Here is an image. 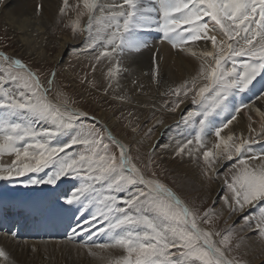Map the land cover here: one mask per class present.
I'll list each match as a JSON object with an SVG mask.
<instances>
[{"label":"snow or ice","instance_id":"6c2138e0","mask_svg":"<svg viewBox=\"0 0 264 264\" xmlns=\"http://www.w3.org/2000/svg\"><path fill=\"white\" fill-rule=\"evenodd\" d=\"M158 2L162 22H157L155 30L162 33V41L201 61L195 76L165 93L185 98L191 93L192 104L199 105L201 109L189 111L182 117L185 123L190 120L195 123L197 116L202 119L199 120L195 140L190 139L180 145L177 155L186 150L191 154L192 151L205 149L202 152L203 172L209 177L215 172L217 164L235 158L232 167L236 171L228 183L232 196L223 198L230 211H242L246 205L264 201V151L245 155L251 152V144L258 141L242 135L237 137L231 129L221 135L246 105L234 107L231 118L218 126L209 121V116L217 109L225 111L230 107L225 101L233 90H251L255 87L254 82H258L257 77L264 79V0ZM79 7V4L70 5L69 0H63L60 13L66 14L68 10ZM97 10L99 15L95 14ZM151 11L155 9L140 7L139 0H122V3L111 4L107 9L98 0H83V10L76 12V19L71 25L73 32L87 31L93 45L103 43L105 50L97 57L99 60L100 57L139 53L148 48L149 43L141 39L138 32L151 30L150 17L144 14ZM85 15L88 19L82 28L80 20ZM208 21L213 22L211 26ZM201 40L210 42L211 48L197 51L187 46L190 42ZM237 57L249 59L238 63ZM229 60L232 67L226 68ZM117 71L119 62L115 68L109 69V77L113 78ZM156 74L158 70L154 76ZM52 77L47 81L49 86L55 73ZM49 90L41 84L36 72L21 60L0 53V109L3 110L0 111V157L14 156L10 164H0V180L12 181L51 167L53 171L44 177L29 176L25 186H57L64 178L78 180L80 186L62 199L66 205L81 207V197L92 187L89 182L105 181L108 189L118 191L128 185H143L137 188L131 199L123 201L125 207L116 206L117 198L108 196L101 201L104 208H97L92 214L94 220L99 216L108 221L107 230L112 232L109 242L93 244V247H118L126 253L110 264H233L224 251L230 244V235H224L218 246L213 237L221 233L211 227H201V223L211 225V210L198 214L171 188L155 178L154 172L151 177H146L133 162L127 145L117 141L106 128L101 130L78 123L87 113L71 108L67 98L62 103H54L48 98ZM57 96H63V93H57ZM257 98H264V85ZM183 102L180 99L171 111H176ZM39 122L48 123L50 127L38 130L36 125ZM213 127L217 139L211 147H207L204 137ZM77 128L80 131L70 144L51 143L57 134ZM194 142L196 148H189ZM74 144H83L85 151L75 158L67 154L63 157L59 155ZM110 144L115 145L118 152H111ZM145 212L154 215L150 217ZM261 212V219L255 227L264 237V209ZM249 219L244 217L246 223ZM116 229L121 231L115 232ZM99 231L105 232L106 229L101 227ZM89 253L95 255L91 248ZM0 264H10L3 248H0Z\"/></svg>","mask_w":264,"mask_h":264},{"label":"bare ground","instance_id":"6f19581e","mask_svg":"<svg viewBox=\"0 0 264 264\" xmlns=\"http://www.w3.org/2000/svg\"><path fill=\"white\" fill-rule=\"evenodd\" d=\"M140 1L143 0H139V6L148 9L147 4ZM70 2L71 0H69V3ZM74 2L75 1L71 4H74ZM79 2L83 6V0H79ZM98 2L101 6L107 9V6L111 4H120L122 3V0H98ZM62 6L63 0H3V3H0V28L5 27L9 30L8 32L13 34L15 42H17L19 47L23 49L22 53L27 54L32 51L37 55L46 52L48 56V54L57 52L55 61L57 62V65L58 63L62 64L67 50H70L72 44L79 43L80 39L68 31L66 22L70 14L69 12H66V16L64 17L63 14L60 13V8ZM98 13L99 10H97L95 14L99 15ZM87 19L88 17L85 15L82 20V28L86 25ZM60 21H62V26L59 25ZM212 23L213 22L209 23L210 26ZM63 24H65V26H63ZM54 31H58L56 35H53ZM84 32H86V37L84 36L81 41L83 42L82 47L92 43L91 39L89 41L87 40L88 32ZM98 44L101 43L98 42ZM187 46L192 47L193 50L197 51L204 49L205 47L209 49L211 48L210 42H205L203 40L190 42ZM49 49L54 52L49 51ZM9 56L13 57L12 55ZM108 60L111 62V69L115 68L117 62H119V69L125 68L126 73L119 76H116L115 74L113 78H110L108 75L105 80H103L101 73L103 72L104 77L105 73L103 70L101 72V68L96 65L94 68L100 87L105 89L106 94L112 97L115 101L132 109L141 121L146 122L151 120V122H148L151 123L149 127L155 125L157 121L159 122V120H163V122H159L160 124L155 130L156 135L153 141L159 147H162L163 145L165 146L162 156H164L171 166H174L178 180L177 186L181 188L182 192H185V189L194 190L196 194L201 192L215 205L220 198L224 197L223 193L226 190L229 180V167L226 165L230 161H222L217 164L215 172L211 173L210 180H212L213 183L209 182L207 176L203 173V166H201V163L197 159L198 156L195 157L198 155L195 154L197 151H192L191 154H189L186 150L185 153L177 155V149L180 145L176 142L168 141L167 139V131L169 128L177 123L178 120H183L182 117L186 116L189 111H200V106L192 105L191 97L180 104L179 107L176 108V111H171V109H167L162 104V102H164L163 97L169 89H175L185 80H189L198 73L201 61L187 53L181 52L179 49L172 48L170 44L161 40H158L152 48L143 49L139 53H127V58L120 55L108 57ZM225 67L228 68L227 65H225ZM157 70L158 74L154 76V73H156ZM57 74L58 73L55 75ZM225 103L230 107L225 111L217 109L216 112H213L209 117L211 124L218 126L227 119H230L232 109L240 106V103H243L246 107L241 108L236 116V120H234L227 129H224L221 135L223 136L225 133L229 132V129H231L237 137L242 135L246 139L251 138L257 140V143L251 144V152L246 153V156L264 151V147L260 145V142L262 143V141H264V128H262V125H264V115H261L264 113V98L249 99L245 97V101H241L238 97L234 96L233 90L229 94ZM160 106L163 107V110ZM194 106H196V108ZM99 114V121L102 120L106 129H108L113 135L112 127L114 128L115 123L119 122V120L114 117L116 116L114 115L115 113L109 112V114H105V112H100ZM106 115H109V117L106 118ZM200 118V116H197L195 118V123H188L186 128L188 134L191 133V130L194 127H197L199 130ZM36 127L40 130L49 128L50 125L45 122H39ZM183 130L184 125L178 128V131L180 132H183ZM196 132L198 131L192 130L193 134ZM138 135L142 137L138 136L139 139L147 141L149 147H152L153 142L143 139L144 136L142 134ZM206 135L209 136L206 146L211 147L217 139L214 134V127L211 131H208ZM58 137L60 138V136ZM190 139L192 140V136L188 140ZM189 148L195 149L191 146H189ZM13 159L14 156L5 155L0 157V164H10ZM249 163L255 162L249 161ZM145 175L148 177L147 172H145ZM89 183L92 187L85 192L83 197H81L83 207H81V205H75L72 208L74 212H84L80 217L77 215L79 222L73 223V227H77V231L80 230L79 228L81 224H84L85 226L87 225L89 218H92V214L97 208H104V204L101 203V201H104L105 197H116V206L118 207H125L123 201L132 198H130V195L128 194L129 192L126 188V191L125 189L120 191L115 189L110 190L105 181ZM69 184H73V187ZM57 186L63 187L65 189V194L68 195L80 186V181L75 180L71 183L61 181ZM54 187L56 186H49V191L46 189L47 186L39 185V187L33 189L34 191H29L28 187H23L19 182V178H16L12 181H5L4 184H0V199H12L18 204L27 203L29 211L34 213V206L44 204L46 207L47 204L51 205L50 203L55 202L56 194L60 193V191L58 190L55 194V191H53ZM48 195L49 200L47 201ZM38 197H40L42 203H37L35 201ZM85 197H87V199H85ZM27 198L34 199V202L27 201ZM85 200H97V202L92 208V205L84 204ZM259 202L261 201L246 205L241 213L235 214L236 211L231 212L230 214H235L234 218L231 219V224L236 225L239 223V215L243 213L250 214L251 210ZM15 206L17 208H22V206L17 204H15ZM226 208H228V206H225L222 212L226 213ZM129 211H132V209H129ZM37 213L38 217H41L43 214L42 212ZM25 220H28V218L26 217L24 221L20 223V226H23V228L26 227L24 224ZM249 224L251 225L250 227ZM240 226L243 234L242 241L247 255L255 264H264V237L259 235L257 228L251 224L250 219L249 223L240 224ZM28 228L30 230L29 235L20 233L18 236H11L0 232V248H3L7 252L10 264H110V262L116 257L126 254L118 247L99 249L93 247V244L90 243L83 244L76 242L73 240L71 229L69 230L68 237L66 239H61L56 238L52 231H39L40 226L33 224L32 220L30 221ZM120 231L121 229L115 230V232ZM216 239L215 241L217 242ZM109 241L110 238H107L103 243ZM217 244L219 246L218 242ZM89 248H91V251L95 253V255L89 253Z\"/></svg>","mask_w":264,"mask_h":264},{"label":"rangeland","instance_id":"374dc122","mask_svg":"<svg viewBox=\"0 0 264 264\" xmlns=\"http://www.w3.org/2000/svg\"><path fill=\"white\" fill-rule=\"evenodd\" d=\"M73 1H75L74 4H71ZM69 4L70 5L79 4L80 6L78 9H70L67 11L69 12L70 16L68 17V20L66 22V27L68 31L74 36L76 35V37H79L80 39H79V43H76L77 45L72 44L70 46V50L69 51L67 50L65 57L63 58L62 64L58 63L57 65V62L55 61L56 60L55 56L57 55V52L53 54H48V56L46 52H45L46 54L43 52L42 54H37V55L32 51L28 52L27 53L28 55L26 53L25 54L22 53L23 49L19 47V45L17 44V42H15V39L13 38V34L8 32L9 30L5 27L0 28V50L5 52L6 51L10 52L12 53L10 55H14L18 58L25 60L40 75L41 78L40 80L42 82L44 81V84L46 86H48L47 81L51 79V74L53 70L57 69L58 74L55 75L54 77L55 79L53 80L52 86H49L50 88L49 92L53 96L51 101H53L54 103H62L63 100L67 98L69 102V106L71 108L78 109L81 112L87 113V116L81 117V120L78 123H82L85 126H95L96 128L103 130L106 128L103 121L100 119L101 121L99 122V121H95L94 119L95 118L99 119L100 112L101 113L105 112V114H109V112L115 113L114 115L116 116L114 117L115 119H118L119 122L115 123L114 128L112 127V131H113L112 136L117 141H120L121 143L128 146V148L130 149L129 154L133 157V162L136 163L137 166L140 167L142 171H144V173L147 172L148 177H151L152 173L154 172L155 178L159 179L162 183L167 185L169 188L173 189L176 192V194L179 195L181 199L191 209L197 211L198 214H202L204 211L212 209L210 212V216L212 218L211 225H204L203 223H201V226H203L204 228L211 227L213 231L220 232L221 233L220 236L213 238L214 240L217 238L216 239L217 242H219V240L224 235H228V234L230 235V244L224 249V251L226 257L232 260L233 264H255L251 260V258L247 255L246 250L244 248V243L242 241L243 234L240 228L241 227L240 224H246L244 217H250L251 224L255 227L256 223L259 222V220L261 219V215H262L261 210L264 209V201H261L258 204H256V206L251 210L250 214L243 213L239 215L240 220L238 221L239 223H237L236 225L231 224V219L234 218L236 213H241V210H237L235 214H230L232 211H230L228 207L226 208L227 210L226 213L222 212L224 207L227 206L223 198L225 196L228 197L232 196V192L228 187V183L231 182L232 175L236 171L232 167V165L235 163V158L226 165L227 167H229V172H228L229 180L226 186V190L223 193L224 197L220 198L219 201L215 203V205L210 199L206 198L201 192L196 194L195 191L191 189L190 190L185 189L184 190L185 192H182L181 188L177 186L178 180L176 177V171L174 166L173 165L171 166L170 163H168V161L164 158V156H162V152L163 149H165V146L163 145L164 147L163 146L159 147L153 141L156 135L155 130L157 126L160 124L159 122H163V120H159V122L157 121V123L153 126H150L151 127L150 128L149 125L151 123L148 122H151V120L146 122L141 121V119L137 116L135 112H133L132 109H130L127 106H123L122 104H120V102L115 101L112 97L106 94L105 89H102L100 87L98 83L99 80L97 81L98 77L96 75L94 67L98 65V67L101 68V72L102 70L104 71L105 77L103 75V72L101 74H102V79L105 80V78L108 76V70L111 69L112 67L111 62L108 60V57H100L99 60L97 59V57L100 56V53L105 49H102L101 52L99 50L98 53H95L94 50L90 51L86 45L85 47H82L83 42L81 41L83 40L84 36L86 37V32L80 30L73 32L71 22L74 19H76V12L83 10V6L79 2V0H71ZM63 16L65 17L66 14H63ZM83 18L84 16L81 17L80 20L81 26H82ZM59 25L62 26V21H60ZM63 26H65V24H63ZM57 32L54 31L53 35H56ZM83 32L85 35L83 34ZM87 38L84 39H87L89 41L90 40L89 34ZM100 43L102 44V42ZM49 51L54 52L51 49H49ZM122 56L127 58V53L123 54ZM237 62L239 63L241 61H237ZM125 73H126V69L122 68L116 72V76L123 75ZM5 87H11V85H5ZM57 93H63V96L58 97ZM190 97H191V93H189V96L187 98H185L183 95H181L180 97H177L175 95H165L163 97L164 102H162V104L167 109H172L179 102L180 99H183L185 101ZM160 107L163 110V107L162 106ZM194 107L196 108V106ZM108 117L109 115L108 116L106 115V118ZM189 122L190 124H192L193 121H188L187 123H185L184 120H178L177 123L172 125L167 131L168 141L176 142L179 145H182L187 143L188 139L191 136H192V140H195V136L197 132L194 134L192 133V130L196 131L194 128L191 130V133L189 134L187 133L186 128ZM182 125H184V130L183 132H180L178 131V128ZM133 128H135V131H133ZM78 131H80V129L77 128L60 133L59 135L53 137L57 139H53V138H52L53 140L51 139V143L56 142L53 145H57V144L62 145L66 143L70 144L72 138L76 136ZM137 133L142 134L144 136L143 139H147L149 142L150 141L153 142L152 147L151 148L149 147L147 141L139 139L138 136L140 135H138ZM58 136H60V138ZM204 139L206 144L207 141L209 140V136L206 135ZM189 146L196 148L195 143ZM204 150L205 149H200V152L199 151L197 153H195L196 151L194 152L195 154H198L195 157L198 156L197 159L199 160L201 166L203 167H204V162L202 159V152ZM84 151H85V146L83 144H74L70 148L65 149V152H62L59 155L63 157L67 154L68 156L75 158L78 157ZM110 151L118 152L115 145H111V144H110ZM237 167H239V165H237ZM51 171H53L51 167L44 170L45 174ZM44 172L40 173L38 176L44 174ZM30 174L31 173L26 175L27 179L29 176L36 178V176ZM45 174L42 175V177H44ZM207 179L209 180V182L213 183V181L210 180L211 173H210V177L207 176ZM67 180H72V179L64 178L61 181L63 182ZM91 183H95V182L93 181ZM29 186L30 188H35L39 185L36 186L29 185ZM40 186H51V185H40ZM138 187L142 188L143 185L126 186L130 198L136 194ZM144 214L150 217L154 215V213L152 212H145ZM247 223H249V221ZM171 251H176V249H172Z\"/></svg>","mask_w":264,"mask_h":264}]
</instances>
